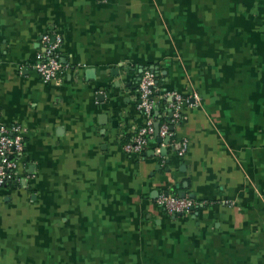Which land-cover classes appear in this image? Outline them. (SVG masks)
<instances>
[{
    "label": "crops",
    "instance_id": "0c3cea01",
    "mask_svg": "<svg viewBox=\"0 0 264 264\" xmlns=\"http://www.w3.org/2000/svg\"><path fill=\"white\" fill-rule=\"evenodd\" d=\"M46 33L62 39L57 83L34 69ZM150 67L200 105L130 156ZM13 125L24 151L0 188V264H264V0H0ZM179 191L203 207L156 205Z\"/></svg>",
    "mask_w": 264,
    "mask_h": 264
},
{
    "label": "built area",
    "instance_id": "2783aa9c",
    "mask_svg": "<svg viewBox=\"0 0 264 264\" xmlns=\"http://www.w3.org/2000/svg\"><path fill=\"white\" fill-rule=\"evenodd\" d=\"M62 39L58 34L46 33L41 36L40 49L35 56L34 69L45 83L59 81L64 65L60 60ZM158 73L149 68L141 70L136 83L137 108L144 115L145 122L134 136L122 146L125 154L140 155L147 148L148 142L155 137L156 111L163 108V116L159 121L157 137L162 141L172 137V128L185 119L181 115L182 106L194 108L200 105L196 93L184 97L176 91H166L158 83ZM186 142L179 143V151L183 154ZM24 151V136L18 125L0 126V188L13 182L16 178L18 161ZM156 205L172 218L190 216L203 203L189 197L180 198L170 193H161L156 198Z\"/></svg>",
    "mask_w": 264,
    "mask_h": 264
},
{
    "label": "water",
    "instance_id": "95a60500",
    "mask_svg": "<svg viewBox=\"0 0 264 264\" xmlns=\"http://www.w3.org/2000/svg\"><path fill=\"white\" fill-rule=\"evenodd\" d=\"M150 69H151L152 71H154V72H157V70H156L155 68H153V67H150ZM137 80H138V79H137ZM158 126H159V124L156 123V124H155V137H156V138H157V134H158ZM168 140H169V139H165V140L162 141L161 139H158L159 142H165V143H167ZM177 196L180 197V198H184V197H186V192L179 191L178 194H177ZM188 197H189L190 199H193V198H194L193 195H189Z\"/></svg>",
    "mask_w": 264,
    "mask_h": 264
},
{
    "label": "trees",
    "instance_id": "16d2710c",
    "mask_svg": "<svg viewBox=\"0 0 264 264\" xmlns=\"http://www.w3.org/2000/svg\"><path fill=\"white\" fill-rule=\"evenodd\" d=\"M175 194V193H174ZM176 195V194H175Z\"/></svg>",
    "mask_w": 264,
    "mask_h": 264
}]
</instances>
